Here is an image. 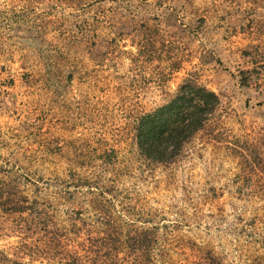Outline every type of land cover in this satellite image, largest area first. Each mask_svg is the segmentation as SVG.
Returning <instances> with one entry per match:
<instances>
[{
	"label": "rangeland",
	"instance_id": "1",
	"mask_svg": "<svg viewBox=\"0 0 264 264\" xmlns=\"http://www.w3.org/2000/svg\"><path fill=\"white\" fill-rule=\"evenodd\" d=\"M184 79L218 106L148 160L135 121ZM2 183L60 224L103 195L121 235L154 228L152 264H264V0H0ZM28 229L0 210V264H46Z\"/></svg>",
	"mask_w": 264,
	"mask_h": 264
},
{
	"label": "trees",
	"instance_id": "2",
	"mask_svg": "<svg viewBox=\"0 0 264 264\" xmlns=\"http://www.w3.org/2000/svg\"><path fill=\"white\" fill-rule=\"evenodd\" d=\"M218 103L212 90L193 80H182L167 101L136 119L134 139L138 152L158 163L173 160L211 119ZM8 190L5 183L0 184V210L17 212L28 224L35 236L27 247L29 257L45 260L46 264H152L154 255H162L154 228H138L124 236L118 233L121 219L111 213L103 195L92 196L89 201L90 223L76 217L60 224L52 208L39 205L35 199L28 201L16 190L11 195ZM82 231L84 238H80Z\"/></svg>",
	"mask_w": 264,
	"mask_h": 264
}]
</instances>
